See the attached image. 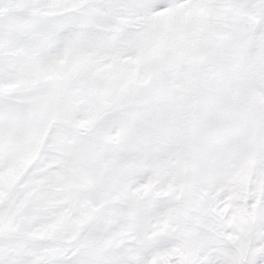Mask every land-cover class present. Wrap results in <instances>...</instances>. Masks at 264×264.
Instances as JSON below:
<instances>
[{"label": "snow or ice", "instance_id": "obj_1", "mask_svg": "<svg viewBox=\"0 0 264 264\" xmlns=\"http://www.w3.org/2000/svg\"><path fill=\"white\" fill-rule=\"evenodd\" d=\"M0 264H264V0H0Z\"/></svg>", "mask_w": 264, "mask_h": 264}]
</instances>
